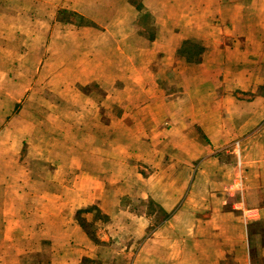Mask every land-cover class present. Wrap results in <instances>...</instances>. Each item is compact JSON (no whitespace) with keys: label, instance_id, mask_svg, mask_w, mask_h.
<instances>
[{"label":"crops","instance_id":"crops-1","mask_svg":"<svg viewBox=\"0 0 264 264\" xmlns=\"http://www.w3.org/2000/svg\"><path fill=\"white\" fill-rule=\"evenodd\" d=\"M140 1L159 27L152 39L134 28L140 22L133 0L62 3L61 9H70L90 23L56 27L49 22L50 38L59 33L61 49L65 33L74 36L73 45L67 41L68 55L86 62L76 66V71L91 75L89 82L105 89L107 95L103 100L85 101L80 111L83 115L79 114L84 117L78 118L84 123L80 137L92 139V144L78 145L77 156L72 157L75 161L61 163L65 172L60 179L52 180L61 188L60 194L43 198L55 204L62 202L57 204L59 211L51 213L50 218L43 214L42 225H28V234L44 236L35 241L29 236L23 246L20 226L5 225L6 198L0 184V264H22L21 257L31 245L48 247L45 258L50 264H81L83 258L92 260L96 256L100 248L74 218L88 207L109 221L122 213L119 203L126 165L116 157L118 121L129 123L124 134L134 139L136 147L156 155H172V165L150 170L140 181L142 201L152 202L161 213L160 219L161 215L165 219L152 230L148 225L143 229L130 225V233L142 242L129 264H228L230 258L245 259L250 264L264 260V244L250 245V232L245 228L264 218V157L251 161L248 156L245 162L250 149L264 155V89L256 93L264 86V79L260 82L259 78L264 74V55L259 52L264 44L260 46L258 36H240V25L248 22L243 19L245 7L237 6L241 0L230 5L232 12H224V27L217 29L219 34L210 19L198 32L191 30L201 27L199 22L192 21L190 29H177L183 24L176 18L167 21L174 27L169 39L162 35L165 21L157 17L160 0ZM250 3L255 7L253 17L259 18L260 0ZM191 39L196 43L191 44ZM141 42L147 43L144 48H133ZM166 75L176 80L171 93H166V85L160 81ZM179 77L182 81L178 84ZM154 137L160 139L157 145L151 144ZM127 148L129 152L134 150ZM163 161L162 157L158 160ZM166 170L173 171L172 177L164 176ZM72 173L74 176H70ZM235 176L246 187L247 196L252 195L246 199L242 195L241 200L225 196L227 187L237 183ZM11 233L16 236L6 242L5 235ZM96 235L100 243L109 240L108 234L102 238Z\"/></svg>","mask_w":264,"mask_h":264},{"label":"rangeland","instance_id":"rangeland-1","mask_svg":"<svg viewBox=\"0 0 264 264\" xmlns=\"http://www.w3.org/2000/svg\"><path fill=\"white\" fill-rule=\"evenodd\" d=\"M74 1L0 0V184L3 183L1 187L6 198L5 225L10 228L14 223L20 226L19 236L23 246L26 243L25 239L29 236L33 241L44 236L39 235L38 232L28 234V225H31L29 228L42 225L45 219L40 217L43 214L49 215L48 218H50L51 213L59 211V205L62 202L58 201L59 205H57L47 201L50 198H43L46 195L60 194L61 188L56 187L54 184L57 182L52 180L60 179L62 171L65 172L61 170V163L68 160L75 161L72 157L77 156L78 145L92 144V139L80 137V134H83L84 123L78 122V118L84 117L81 116L83 115L81 112L85 108V101L92 103V100H103L107 95L105 89H99L97 84L89 82L91 75L76 71V66L82 67L86 62L80 56L76 59L68 55L67 41L71 44L75 42L74 36H70L69 32L65 33L63 49L60 47L62 43L59 33L54 34L55 38H50L49 22L51 21L57 25L56 27L68 24L81 27L90 23L87 18L70 9L60 8L62 3L69 4ZM234 1L160 0L157 17L165 21L162 24V35L165 39H169L168 34L172 33L171 30L174 27L167 21L176 18L182 19L180 23L185 25L177 29H190L192 27L190 23L194 24L192 21L199 22L197 24H200L202 28L198 26L196 29L194 26L195 29L191 31H202L205 22L208 23L210 19L211 24L213 23L212 28L216 34H219L220 31L217 29L224 27V12H232L230 5ZM251 1L241 0L237 5L239 8L245 7L243 19L248 20L246 25H240V36H258V42H261L260 46H262L264 44V0H260L259 18L253 17L255 7L250 3ZM133 2L137 6L138 22H140L139 27H134L135 30L138 28L136 31L148 39L154 38L159 28L155 17L150 12L144 11L143 2L141 3L140 0H133ZM135 14L136 11L134 16ZM230 16H232L231 13ZM183 21L189 23H183ZM181 32L188 33L183 30ZM190 42L196 43L193 39ZM146 44L141 42L133 48L141 49ZM170 46L171 43H169ZM259 52L263 56L264 48H261ZM155 65L156 62L152 64V66ZM259 76L260 82L263 81L264 74ZM160 81L165 83L166 93H171L174 86L172 83L176 80L166 75ZM181 81L179 77L177 83ZM263 89L262 85L256 93L260 94ZM247 94L251 95V93ZM128 124L119 121L116 124L118 126L116 157L118 161L122 158L126 165L122 174L123 196L119 203L122 213H119L114 221H109L106 216L92 207L77 212L74 220L100 248L92 260L83 258L81 264H129L142 242L141 239H136V235L130 233L132 230L129 228L130 225L134 224L135 228L139 227V229L148 225V230H152L165 219L162 215L160 219L161 213L152 202L142 201L139 188L142 187L141 179L147 178V172L162 170L164 165H172V161H169L172 155L165 153L156 155L155 152L143 151L142 148L136 147V144H132L134 139L132 141L131 138L125 137L124 131ZM158 140L160 139L152 138L151 144L157 145ZM246 143H249L250 147L253 146L248 140ZM100 144L103 145V143ZM127 147H134V150L129 152ZM248 156L251 157V161H258V158L264 157L263 154L259 156L257 150L252 149L245 154V162L248 161ZM161 157L165 161L159 163L158 160ZM117 169H119V163ZM153 171L149 177L153 175ZM114 173L117 176L119 171L116 170ZM172 174V170H166L164 176L172 177ZM66 177L67 174L63 178ZM235 178L237 183L227 187L225 196L241 200L242 195L244 199L252 195L251 193L247 196L246 187L240 184L241 181L237 176L234 180ZM69 180L68 177L67 182ZM68 188L71 189L72 185ZM143 214L146 217L140 220ZM262 214L264 215V212ZM86 215L90 217V221L85 220ZM147 218H149L148 221ZM184 225L187 224L184 223ZM250 225L252 226L253 223ZM245 228L250 232L247 234L250 245L264 244V218L257 220L255 226L246 225ZM97 233L101 238L104 234H108L109 240L106 243H100ZM14 236L16 235L12 233L5 235V241L12 240ZM33 245L35 246L36 243ZM38 249L31 245L27 253L21 257L22 264H50V261H46L45 258L50 249ZM228 264L248 263L245 259L239 258L235 261L230 258ZM250 264H264V260L253 261Z\"/></svg>","mask_w":264,"mask_h":264}]
</instances>
